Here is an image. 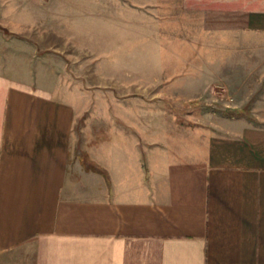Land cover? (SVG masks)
<instances>
[{
    "label": "crops",
    "instance_id": "obj_1",
    "mask_svg": "<svg viewBox=\"0 0 264 264\" xmlns=\"http://www.w3.org/2000/svg\"><path fill=\"white\" fill-rule=\"evenodd\" d=\"M116 1L219 46L221 59L202 56L203 86L175 92L254 60H227L229 46L264 44V0ZM33 52L30 38L0 35V264H264V89L248 112L162 132L158 118L134 131L116 102L85 162L72 153L76 108L43 80L45 58L32 71Z\"/></svg>",
    "mask_w": 264,
    "mask_h": 264
},
{
    "label": "rangeland",
    "instance_id": "obj_2",
    "mask_svg": "<svg viewBox=\"0 0 264 264\" xmlns=\"http://www.w3.org/2000/svg\"><path fill=\"white\" fill-rule=\"evenodd\" d=\"M173 22L174 33L149 9H123L116 0H0V35L30 38L32 71L37 73L38 58H45L43 80L74 104L72 153L85 162L106 129L104 108L110 105L117 115L116 102L124 117L134 118L128 120L130 128L149 133L157 118L161 132L193 128L220 114L248 112L262 96L264 44L229 46L223 54L227 60L237 54H254V60L224 61L222 81L197 93L175 92L203 86L210 74L205 78L202 56L212 64L222 55L215 44L189 40V30ZM171 72L175 77L163 81ZM239 95L244 103L234 107Z\"/></svg>",
    "mask_w": 264,
    "mask_h": 264
}]
</instances>
